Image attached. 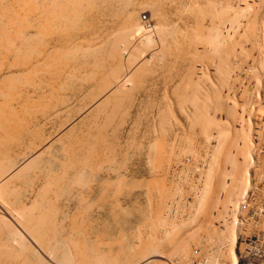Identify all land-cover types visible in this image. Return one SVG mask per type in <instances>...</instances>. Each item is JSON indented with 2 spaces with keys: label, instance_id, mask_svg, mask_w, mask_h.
Wrapping results in <instances>:
<instances>
[{
  "label": "rangeland",
  "instance_id": "1",
  "mask_svg": "<svg viewBox=\"0 0 264 264\" xmlns=\"http://www.w3.org/2000/svg\"><path fill=\"white\" fill-rule=\"evenodd\" d=\"M41 1L39 0V3ZM119 1H115L114 3L107 2L106 3L107 5L105 4V2L101 3L102 1H100L102 5L103 4L106 5V6L104 5L103 9L105 8L107 12H105L104 14L102 13L104 12L103 10L101 12L102 6L100 4L98 5L101 8L99 10L100 13H98L97 15L93 14L92 16L91 15L89 16L93 18L95 15L96 20L99 19V17H101L102 19H104V24H106L105 21H108V20L111 21V18H112L111 15L112 16L114 15V14H111V11H113V9L116 10L117 12L119 8L122 9L123 11H125V9L127 11V8H128V12H130L132 8H136V6H138V4H136V6L134 5V7L133 6L129 7L128 6L129 4L126 5L127 2L121 3ZM138 1L139 3L141 2V0H138ZM147 1L153 2V0H147ZM191 1L192 0H154L153 2L154 4L155 2H157L158 4L161 5L160 7L162 8V10L164 9L162 11L163 12L162 14L165 15L164 16L165 20H163V24H165L164 22H166L167 26L169 25L170 28L165 25L167 30H169L167 31L166 34L169 33L168 34L169 36L167 35L165 36V38H162L160 40L159 38H157L156 39L157 42L155 46L151 48V50H149V52H147L146 55L143 56L144 57L143 59L142 58L139 59V61L140 60L142 61H140L137 64L142 65L144 62V66L146 68L145 75L144 74L143 76L141 75L142 76L141 77L142 79L140 81L141 84L139 83V80L137 82H131L133 80H130V83H129L130 85H128L127 87L128 89L127 88L125 89V92H126L125 94L128 96V98L126 97L127 100L125 102L126 103L125 105L127 106H124V107L127 108V111H125V108H124L123 112L124 113L126 112L125 115L122 113L124 117L123 115L120 114V117L116 118L115 116L116 119L114 117L113 119H111L115 121L114 123H112L113 121H111L110 126L107 127L106 129L107 134L105 135L107 136V143H109L106 145L105 147L106 149L105 148L97 149L94 153V151L91 152L89 151V149L83 148L82 146L80 147V149L78 148L77 152L83 154V156H87L90 153V157H93V158H90L91 161L88 162L89 165H87V167H85L86 164L84 162L78 163L79 167H77V169H72L68 174L61 176V173H62L61 170H63L64 167L62 164H58V163H60V161L61 162L66 161L68 156H66L65 154H67L66 150L70 146V144L64 143L62 139L60 140L59 138L60 136L58 135V133H60V130H61L60 128H63V124H65L64 127L65 126L70 127V125H73V124L75 126L77 124L76 126H78V133L84 137L85 134H87L89 131L88 128H91L93 126V125L91 127L88 126L90 125L88 124L91 122L90 120L94 121L92 122V124L95 123V117H96V123L99 122L100 124L101 123L103 124L106 121L104 118L106 117L107 119V115L105 114H101V118L99 117V115L93 116L94 119L93 117L91 118V116H88L89 115L88 108H90V104L92 105L93 102L95 103V101H98L100 97L104 96V95L98 96L95 94L96 88L101 84L103 80L102 79L94 80L92 78L89 80L90 77H88V73H87L88 67L85 66L86 71L83 68L84 72L82 73L80 72L81 68H79L81 66L80 64L81 62L73 63L74 62L73 61L71 62L73 64V65L71 64V66H73L74 71H72V67L69 68V70L71 69L72 73L74 72L76 76L74 75L70 76L68 72H65L61 76L63 78H60V79L63 81L66 80L64 81L66 83H64L63 81H59L54 84H49L50 80L47 77H45L46 79L49 80V82L46 81V79L44 78L43 81L45 82L40 83L38 85V88H39L38 91H40L41 94H39L38 91L36 92L37 89L33 91L34 87L32 84H28V85L26 83L22 84L25 86V87L23 86V89L25 90L24 92L28 93V94L26 93L27 95L25 94L26 97L28 95L35 96V92L37 93L35 96L36 99L35 97L31 98L30 96H28L27 98L28 101H29V97L30 99H34L35 101H37V98L40 99V95H42L41 96L42 98L45 97V94L51 95L50 93H53L51 92L53 90V89L51 90L52 86L53 87L56 86L59 88V89L55 88L57 93L54 91V94L56 96L52 94L56 98L54 96H53L54 98L51 96V99L49 97L50 101L48 100L50 104L52 101L54 102L52 103L53 105L51 106V108L53 106L55 107V105L58 103L55 108L53 107L54 109L50 108L52 112L49 111V113L48 112L44 113L45 115L41 113L37 115L38 118L36 116L37 120L34 119L32 123L30 121L31 125L33 124L32 126L30 125L32 127L31 129L32 130L35 129L41 135L42 140L40 141L42 142H38V143L35 142L34 144V142L32 143L31 139L27 138L28 140L22 141V143L15 144V145L12 144L11 146H7L8 154L6 156H3L1 159L5 161L7 160L8 162L9 160H11L10 162L17 160L18 164L11 163L10 167L8 168L9 170L10 169L14 170L19 167V164L20 166H22L21 165L22 163L25 164L28 161L30 162V160L36 157L37 153H41V152L43 153V155L40 154V156L37 157L39 160H41V162L38 164L39 166H36L37 168L34 167L33 168L34 171H31L30 173L31 175L27 174L28 177L26 175V177L24 176L23 178H21V180L16 179V181H14L15 183H13V185L11 186V190L9 194L10 195L9 198H13L12 199L13 204L15 200L17 201L12 206L22 207L24 204L25 207L27 206L31 207L35 199L38 198V194H40L39 190H41V187L45 185L48 186L49 192L47 196L49 195V197H47V200L48 199L49 200L47 202V205L48 206L50 205L49 209L51 210L54 209L51 212L52 216L54 217V218L52 217L53 221L51 222V224L52 223L55 224L56 227H54L53 229L49 228V230L47 229L44 231L45 234L46 233L49 234V236L48 234H46L45 238L48 237L47 240L51 242V243H48L47 246H44V248L32 236H31L32 238L29 235L26 236L25 239L27 240L25 241V243L27 245L29 244L28 245L29 247L32 246V249L34 248L36 249L35 252H37L36 253L37 255H35V257H37L38 255L39 256L41 255L40 257L41 258L44 257L43 259L45 260L47 259L46 261L49 260L48 262H50V259L48 258H52L53 256L57 257V255L60 258L62 257L75 258L74 256L79 257L78 255L79 253L78 252L75 253L74 249L81 248V246L78 247L79 244L77 243H79V241L80 242L84 241L88 243V247H93L92 249L94 250H96V247L99 246L98 247L100 249L99 252L101 253L103 252V256H104V253L106 254V256L111 254L110 256H108V258L110 260L113 258L115 260L117 259V261L115 262L119 261L118 263L120 264L121 263L122 264H143V263L145 264H173V263L183 264L184 263L185 264L186 262L188 264H202V263L203 264H214L216 263V261H218V263L216 264H223V263L232 264L235 261H238L237 264H261L262 260L264 259V255H263V252H264L263 251L264 249V0H199L198 1L200 2L199 4L197 3V0H193L192 2ZM42 3L43 1L40 4ZM117 3L118 4L120 3L121 5L118 6ZM157 3H156V6H157ZM226 4H228L229 6ZM107 6H109L108 9H107ZM219 6L220 8L221 7L227 8L228 6L231 17L232 16L234 17L236 10L237 9H238L237 11L241 10L242 9L241 7H244V8L247 7V10L245 11L246 8L245 9L243 8L244 10L242 9L245 12L243 13V17H241L239 21L237 22L238 25L236 24L237 25L235 26L236 28L232 29L229 25L230 23L228 22H227L228 23L227 25L225 24L226 27L225 25L221 23L219 24L220 29L222 30V33L228 36L226 38L228 41L223 38V41L224 40L225 41H224V45H222L223 46L222 52H221L222 54L220 55L221 56L220 58L222 60L219 58L218 55H217L218 57L215 56V59L213 56H212L213 58L212 57L210 58V55H209L210 59H208V55L206 54L207 56H205L203 54L205 53L210 54V50H209L210 47L204 45L205 41L202 38L201 39L203 41L200 40V41H197V43L195 41V40H199L198 38L195 37L196 35L195 31L199 27L198 25L199 23L197 22L199 18L197 17V15L195 16L193 13L197 14L199 10L202 9V11H204L203 12L204 14L202 13L203 17L201 18L202 20L200 19L201 21L199 22L201 23L203 21L201 23L202 25L205 26V28L202 27L203 31L204 29H207L206 30L207 32H208V29L209 31H212L210 28H212V26H215V21L219 19L216 17L217 16L216 14H219V12L222 11V8L218 9ZM140 7L142 8L143 6H140ZM146 7H149V8L146 9ZM155 7L145 6V9L142 8V11L140 12L141 15L138 16L139 17L138 20H140L142 23H143L144 16H148L149 19L151 20V25L153 26V28L151 26L152 29L155 28L154 26H157V25L159 26V21H158L159 18L156 15L158 6L156 7L157 9H155ZM205 8H208V9L210 8L213 10L212 15L213 17H215L214 18L215 20L211 18L212 15H209V16L207 15L206 17L204 16ZM116 12L114 11V13ZM152 12L155 13L157 18L155 16L154 17L152 16L154 15L152 14ZM232 12H234V14ZM230 14L228 16H230ZM194 16L198 19H196ZM90 17H87V18L90 19ZM100 19L99 21L97 20V23L95 20L94 21L92 20V21L95 22L94 24H98V25L100 24V21H102L101 23L102 25H104L103 20L102 19L100 20ZM114 20L112 21L118 22L120 24V20L119 21L118 19L117 21H114ZM210 20L212 22H210ZM112 21L110 22V24L112 23L113 25L114 23ZM196 22L198 24H196ZM107 24H108L107 29L111 27V30H112L113 27L109 23ZM102 25H99L100 28L106 27ZM117 25L116 27L114 26L115 30L118 29L117 27L119 25L118 26ZM221 25L224 28L221 27ZM239 25L240 27H238ZM207 27H210V28H207ZM109 30H106L105 28V32ZM113 30L111 31L113 33L109 31V34L110 33L115 34L116 31L115 30L113 31ZM94 31L97 34H99L98 32H101L99 30L97 32V29L96 30L93 29L92 31L93 33L88 32L87 34H89V36L92 34L91 35L92 38L89 36L82 37L83 35L82 36L80 35L81 36L80 37L78 35H74L75 37L78 36L79 38V40H77L78 38L77 37L75 38L73 36V38L76 39L74 40V42L76 44L78 43V41L79 43H82V41L85 38H91L92 40L95 41V37H93V35L95 34ZM230 35L231 37H229ZM97 37L99 38L101 36L97 35ZM97 37L96 39H98ZM157 37H160V36H157ZM80 38H82L83 40L81 41ZM163 39H166L165 44H164V41H162ZM192 40L194 43H192ZM136 42L137 41H135V43ZM198 42L199 43L201 42V43L199 44ZM195 44L198 46H196ZM135 45L136 44H134L133 46ZM182 45L183 47H181ZM133 46L129 48L130 49L129 52H126L124 51L125 49H122L124 52L122 55L124 56V59H125L124 61H125V66H126V68L124 69L126 73L124 72V75L126 74L128 75L130 71L131 72L133 71V70H130V71L127 70V66L129 63L128 57L130 56V53L133 52V49H134ZM49 47L51 48V46H48V48ZM173 48L175 49L173 50ZM163 49L166 53H164V51H161ZM177 49L179 50L176 51ZM195 50H196V53L194 52ZM204 50L206 52H204ZM167 51L170 53H168ZM185 51L186 52L188 51L189 53L188 52L186 53ZM0 54H1L0 55V65H1L0 80L4 76H6L5 74L7 73L14 74L16 72L15 74H17V72L19 73L22 71V69L20 71L19 69L10 67L12 65V62L14 61L12 59L14 58L10 59V61L6 60L4 62L5 64L4 63L2 64L1 62L4 61V59L2 61V58H4L5 54L3 53L2 55L1 50H0ZM156 54H157V57H155L154 59L153 55L156 56ZM187 54H189L190 56ZM200 56L201 57L203 56L202 59ZM223 57H225L228 61H226ZM199 58L203 62L200 61ZM216 58H218V60ZM77 59L76 61H79ZM88 60H87V63L92 65L93 62L91 58H90L91 61L90 60L88 61ZM224 60L226 63L223 62ZM109 62L110 60H108V64ZM112 62L110 63L112 64L111 65L112 67L110 68L111 70L114 68L113 67L114 64L117 63L115 61L114 63ZM152 62L154 66L152 65ZM227 62H230V63L227 64ZM225 64H227V67ZM217 65L218 66L224 65L225 71L228 72V73L225 72L227 76L224 75V77H220V75L218 74ZM7 69L11 72H9ZM76 69H78L80 74L78 73ZM110 69L108 71H110ZM189 69L191 71H189ZM2 70L5 72H2ZM81 73L83 75H81ZM85 73H87V75ZM84 74L87 76V79H88L87 81H86V78L84 77L85 76ZM193 74L195 77L191 76ZM64 75H66L65 79H64L65 77ZM81 76L83 77L82 81L80 80L82 78ZM192 79L194 81H192ZM221 79L222 80L225 79V80L222 81ZM190 80L192 81V83ZM193 83H198V84H194L195 86L191 85ZM49 85H52V86H49ZM183 86L185 88H183ZM193 86L196 87V89L199 88L198 89L199 92H197L198 90H195ZM49 88H50V93L48 91ZM60 88L62 90V93H60L61 92ZM1 96L2 95H0V99L2 101H4L5 98L7 100L8 98H10V96L3 95L2 97L4 98H2ZM91 96H93V98L96 96L99 99L98 100H96V98L92 99ZM185 96L187 98L188 97L193 98V99L197 98L196 99V101L198 102V103L196 102L197 105L195 102L193 103L190 102L191 104L189 102H184V103L181 102L180 98L185 97ZM46 99H48V97ZM1 100L0 102H2ZM199 101H200V104H199ZM215 104L216 106L220 104L221 105L218 107H214ZM203 105H206V106H203ZM84 106L86 107V109ZM197 106H200V107H197ZM201 106L203 107V109L201 108ZM199 110L202 113H204L205 110H207L208 113L205 112V114L206 115L209 114L211 118L214 121H216L215 124L216 123L218 124V127L213 126L214 128H212L207 133V136L210 139H208L206 134L204 133L205 129L201 131L203 126H200L202 127L200 129L197 128L199 127V122L201 118L200 116L202 114L199 112ZM229 110H231V113H230L231 115L228 114L230 112ZM227 111L229 112L227 113ZM161 113L163 114L160 115ZM84 116L87 117L88 119L90 117V119L88 120ZM136 116L137 117L140 116V117L137 118ZM83 118H85L86 120L90 122L88 123L83 122L85 120V119L83 120ZM121 118H122V121L124 122L120 120ZM80 120L81 121L83 120L82 122L86 123V125L83 124ZM194 121L198 123L197 127H194L196 126ZM96 123L95 125L99 124V123L98 124ZM200 125H202V123ZM193 127L197 128V131L196 129L194 130ZM192 131L194 132L196 131V132L194 133ZM43 138L45 139V141L43 140ZM48 138L50 139V141H48L49 140ZM57 138H59L58 141L56 140ZM36 141H39V140H36ZM217 141L221 143L223 148L225 146L227 149H233V152L236 151L239 148V146H236V148H232L228 145H235V144L238 145V144H241L242 142L246 143V145H249L251 143V148L244 151L243 153L244 158L242 157L243 159L239 160V162H241L243 165L241 169L244 167L249 168V171H247L248 172L247 175H249V182H250L249 186L253 184V187H254L253 190L251 189L252 187H249L247 193H244L245 189L243 187L240 186L241 188H243L242 190H240L241 188L237 189L236 187H238L239 185L237 184L234 185V183L236 182L232 183L233 182L232 177H230L229 174L234 167L237 168V164H234L235 166L234 165L231 166L232 164L226 162L225 160L221 159L222 161L220 160V162L216 160L215 154L217 150L221 148L220 143H218ZM31 143L33 144L32 146H31ZM77 144L78 143L74 144V146ZM35 145H37V147H35ZM192 145L194 148L192 147ZM157 148L159 149L161 148V149L159 150ZM215 148L216 149L218 148V149L216 150ZM45 149H48L47 154H46ZM81 150L83 151V153ZM159 151L160 152L163 151L162 152L163 154L160 153ZM241 151L243 152V150ZM237 152H239V150ZM154 156L155 157L158 156V157L155 158ZM212 156L213 157L215 156V157L213 158ZM56 160L58 161V163L56 162ZM214 160H215V165L212 164L214 163ZM50 161L53 163H50ZM216 162H218L219 164ZM158 164H160V166ZM162 164L164 166H162ZM85 168L86 169L88 168L87 171ZM83 170H85L84 171L85 174L83 173ZM159 170L161 172H159ZM196 173H199V174H196ZM58 174L59 176H57ZM78 174H80L81 176L79 175L78 177ZM80 177L82 178L80 179L82 181H79ZM200 177H202L203 179ZM62 178H64V180H62ZM75 178L78 180H76ZM155 178L160 181H157ZM163 180H166L165 183ZM77 181L79 182V184H77L78 183ZM149 181H151V184ZM122 182L123 184L121 185ZM226 182H228V184H230L231 186L230 188H228L226 192H221L220 190L222 189V184L226 186ZM51 183H52V186H51ZM155 183L158 185L163 184L162 185L163 187L161 185H159V187L157 185L156 187ZM74 184H77V185H74ZM55 185H58V187ZM53 186H55V188ZM233 188L234 189L236 188L237 190H236V193H234V196L231 197L233 195L232 193ZM160 190L162 191L160 192ZM11 192L15 194V195L13 194V197L11 195ZM56 193H58L59 195ZM160 193L163 196L160 195ZM216 196L218 197L216 198ZM158 198L159 199L161 198V199L158 200ZM231 198H233V202L231 201ZM49 202L51 203L49 204ZM204 203H205V206H204ZM158 204L160 207L158 206ZM55 211H57V213ZM162 212H163V215H162ZM0 214L1 216L5 215L4 208H2L1 206H0ZM154 214H155V217H154ZM157 216H161V217H158L156 219ZM159 218H161L162 221ZM72 220L73 222H71ZM154 223L156 227L153 225ZM74 225L76 226V228H74L75 227ZM78 225H81V226H78ZM161 225H164V226L162 227ZM227 227L229 228V231L226 230ZM73 228L75 229V231L73 230ZM233 228H234L235 233H237L236 234L237 239L235 241L236 243L234 245H231L229 242H227L228 239L226 237H225L226 240L223 239L224 237L223 235H226V236L229 235L230 232L233 231L231 230ZM158 229H160V231ZM167 229L168 230L171 229V230L168 231ZM157 230L159 233L157 232ZM225 230H226V233L223 234L222 231H225ZM168 232H171V234ZM218 232L223 234L222 235L223 237H220L221 235H219L220 237L219 239L221 240L217 238L219 234ZM164 233H167V234H164ZM172 233L173 234L176 233V234L173 235ZM169 234H170L169 237L173 239L167 238ZM206 234L212 236V239H211L212 244L210 243L211 245L214 244L212 247L218 246L221 249L225 247L224 251H225L226 258H224L225 260L224 262H223V257H225V255L223 254L224 256L222 255L221 257V255L218 256L217 254H215L216 257L217 256L218 258L220 257L219 260H217L218 258H216L215 255L213 254L214 251H211L212 247L211 246L209 247L206 244V241H205ZM82 235H85V236H82ZM155 235H157L159 239ZM173 236L175 237V239ZM213 236L215 237L213 238ZM123 237L126 239H124ZM141 237L142 239H140ZM200 237L203 238L204 243L202 240H200ZM121 238L124 241H122ZM165 238L168 240H165ZM188 238H190L191 241ZM69 239L70 240L72 239L73 241V243H70L71 245L68 244L70 241ZM170 239L171 241H169ZM0 240H1L0 243H3V245L2 244L0 245L1 247H3V249H6L4 247L5 245H8L14 248V251L16 249V252H17L16 254L23 253L22 255L28 254V255L34 256V254L29 253V252H32V250L30 251L26 250L25 247H23L20 243H16L12 239L11 236L8 237V234L6 235V233L4 236V233H2L1 230H0ZM66 240L67 241L69 240L68 243H64L66 242ZM187 240H189L191 244ZM199 240L202 242H200ZM147 241L149 244L150 243L155 244L154 242H156V244L158 242L160 243L157 244V248H155L154 246L153 247L154 249L152 248L153 250L151 249L144 250L145 244H148ZM167 241L170 243H168ZM187 242L190 244V246L189 244H186ZM74 243L77 244V247H75L76 245ZM110 245L112 247H110ZM84 246L82 244V248ZM231 246L233 247L231 248ZM54 247H56L57 249L59 248L61 250L58 249L57 250L58 252H56L55 250L56 253H53L54 252L53 249H55ZM85 247H87V244ZM147 247L148 245L146 246V248ZM7 248L11 249L10 247H7ZM92 249L91 251H93ZM186 249H189L191 252ZM42 250H43V253H42ZM72 250H74L73 253H72ZM226 250H227V253H226ZM60 251H63V252H60ZM51 253H53V255ZM155 253L156 255H158L157 257H153L155 256L154 255ZM106 258L107 257H105V259ZM214 259L216 261H214ZM54 261L58 262L59 260L58 261L54 260ZM75 261L78 262V260H75ZM50 263L55 264V263H52V261Z\"/></svg>",
  "mask_w": 264,
  "mask_h": 264
},
{
  "label": "bare ground",
  "instance_id": "2",
  "mask_svg": "<svg viewBox=\"0 0 264 264\" xmlns=\"http://www.w3.org/2000/svg\"><path fill=\"white\" fill-rule=\"evenodd\" d=\"M41 1V0H40ZM43 1V3L42 4H40L41 2ZM40 3H39V0H0V50L2 51V55H3V53L5 54L4 55V58H2V61H3V59H4V61L3 62H1L2 64L7 60V61H10V59H12V58H14V59H12V60H14L13 62H12V65L10 66V67H13V68H15V69H19L20 71H21V69H22V71L21 72H17V74H11V73H7V74H5L6 76H2L1 78V80H0V95H5V96H10V98H8V100L6 99H4V101H2L1 99V101L2 102H0V206L2 207V208H4V212H5V215L3 216H1V214H0V230L2 231V233H4V236H5V233H6V235L8 234V237H12V239L16 242V243H20L23 247H25V249L26 250H32V252H29V253H31V254H34V256H31V255H26V254H24V255H22V254H16L17 252H16V249H15V251H14V248H12L11 246H8V245H5V247L4 248H6V249H3V247H1L0 246V264H51L50 262L52 261V263H55V264H120V263H118V262H115V261H117V259L115 260L113 257V259H109L108 258V256H110V255H108V256H106V254L104 253V256H103V252L101 253V252H99V246L98 247H96V250H94V249H92L93 247H88V243H86V242H84V241H79V243H77V244H79V246L78 247H80L81 246V248H77V249H74L75 250V253L76 252H78L79 254V257L77 256H74L75 258H71V257H62V258H60V257H58V255H57V257H52V258H48V259H50V262H48V261H46L45 259H43L44 257H40L39 255L37 256V257H35V255H37L36 253L37 252H35V248L34 249H32V246H28L26 243H25V241L27 240V239H25L26 238V236L27 235H29L30 237L32 236L34 239H36L37 241H38V243H40V245H42V247L44 248V246H47L48 245V243H51V242H49L48 240H47V238H45V236H46V234H48V233H46L45 234V230H49V228L51 229H53L54 227H56V225L55 224H51V222L53 221V219H52V214H51V212L54 210H51V209H49V206L47 205V202H48V200H47V197H49V195L47 196V194H48V186L47 185H45V186H42L41 187V190H39L40 191V194H38V198H36L35 199V201H34V203L31 205V207H25L24 206V204H23V206L21 207H15V206H12V205H14L17 201L15 200L14 201V204H13V198H9V194H10V190H11V186L13 185V183H15L14 181H16V179L17 180H21V178H23L24 176L26 177V175L27 174H30L31 173V171H34V167H36V166H39L38 164L41 162V160H39L37 157H39L40 156V154H42L43 155V153L41 152V153H37L36 154V157L34 158V159H32V160H30V162L28 163H25V164H21L22 166H20V164H19V167L18 168H16V169H14V170H12V169H8L9 167H10V164H11V160H9V162L6 160H1L2 159V157L3 156H6L7 154H8V148H7V146H11L12 144H19V143H22V141H25V140H28L27 138H29V139H31L32 140V143L34 142V144H35V142H42V141H40V140H42V137H41V135L35 130H32L31 128V126L33 125H31V123L34 121V119L35 120H37V118H38V116L37 115H39V114H44V113H49V111H51V109H54L55 107H56V105L58 104L57 102H55V103H57L56 105H55V107L53 108H51V106L53 105L52 103H54L53 101L51 102V104H50V99H51V96L53 97L55 94H54V91L57 93V91H56V89L55 88H58V87H53L52 85H49V86H52V88H51V92H53V93H50V88H49V93L51 94V95H49V94H45V97L44 98H42L41 96L42 95H40V99H38L37 98V101H35L34 99H30V97L32 98H34L35 96H36V92L38 91V85L40 84V83H44L45 81H43L44 80V78L45 77H47L49 80H50V82H49V80L48 79H46V81H48L49 82V84H54V83H57V82H59V81H63V80H61L60 78H63V77H61L65 72H68V74L70 75V76H72V75H74V76H76V74H74V72L72 73V71H74V69H73V66H71V62H73V63H75V62H78V63H80L81 64V66L79 67V68H81V71L80 72H84V69H85V71H86V67H88L87 69V73H88V77H90L89 78V80L92 78V79H94V80H98V79H102L101 81V84L96 88V95H104V96H102V97H100V99L99 98H97L96 96L94 97V98H96V100H98V101H95V103L93 102V104L91 105L90 104V108H88V116H91V118L93 117V116H98L99 115V117L101 118V114H105V115H107V119H106V117L104 118L106 121L102 124H100L99 122V124L98 123H96V117H95V123L96 124H98V125H95V123H93L92 124V122H94L93 120H90V121H88L89 119H90V117H89V119L87 118V117H85L86 119H88V120H86L85 118H83V122H90V123H88V124H90V125H88V126H92L91 128H88V133L87 134H85V136L83 137V136H81L79 133H78V126H74V124L73 125H70V127H64V125L65 124H63V128H60L61 130H60V133H58V135L60 136L59 138H60V140L62 139L63 141H64V143H69L70 144V146L67 148V154H65L66 156H68L67 157V159H66V161L65 162H61L60 161V163H58V161L56 160V162L58 163V164H62L63 165V170H61V176L62 175H65V174H68L72 169H77V167H79V164L78 163H81V162H84L85 164H86V166L85 167H87V165H89L88 164V162H90L91 161V159L90 158H93V157H90V153H89V155H87V156H83V154H81V153H79V152H77L78 151V148L80 149V147L82 146L83 148H87V149H89V151H94V153H95V151L97 150V149H102V148H105L106 147V145L107 144H109V143H107V136L105 135V134H107L106 132H107V127H109L110 126V124H111V121H113L112 123H114V121L115 120H111V119H113V117L115 118V116H116V118L117 117H120V114L121 115H125L126 114V112L124 113L123 111H124V106H127V105H125L126 103V100H127V98H128V96L125 94L126 92H125V89L128 87V85H130L129 83H130V80H133V81H131V82H137L138 80H139V83L141 84V77L143 76V74L145 75V71H146V68H145V66H144V62H143V64L141 65V64H137V63H139L140 61H142V60H140L139 61V59L140 58H144L143 56L144 55H146V53L147 52H149V50H151V48H153L154 46H155V44H156V42H157V38H159V40L160 39H162V38H165V36H167L168 34H166L167 33V31H169V30H167V28H166V26H167V24H166V22H164L165 24H163V20H165L164 19V16L165 15H163L162 13V11L164 10H162V8L160 7L161 5L160 4H158L157 2H155V4L153 3L154 2V0H153V2H151V1H147L146 0V2H145V0L144 1H142L141 0V2L139 3V1L138 0H121V1H119V0H42ZM100 1H102L101 3H104L105 2V4L108 2V3H114L115 1H119V2H127L126 3V5L127 4H129L128 6L130 7H134V5L136 6V4H138V6H136V8H132V10L130 11V12H128V8H127V11H126V9H125V11H123L122 9H120L119 8V10L116 12V10H114L113 9V11H111V14H114L113 16L111 15V21L112 20H114V19H116V20H114V21H117V19H118V21L120 20V24L118 23V22H113L114 24V26L116 27V25L118 26L117 28V30H115V28H114V26L112 25V23L110 24V20H108V21H110V22H108V21H105L106 22V24H104V19H102L101 17H99V19L101 18L102 20H103V24L104 25H102V21H100V24L99 25H102V26H106L105 28H106V30H111V27H109V29H107L108 28V24L107 23H109L112 27H113V29L116 31V33L115 34H111V33H113V32H111L110 30V34H109V31H107V32H105V28L104 27H101L100 28V26L98 25V24H94L95 22H93L94 20L96 21V23H97V20L99 21V19H95L96 18V16L95 15H97L98 13H100L99 12V10L101 9V12H102V10L104 11V12H102L103 14L105 13V12H107L106 11V9L104 10L103 9V7H104V5L105 4H101L100 3ZM193 1V0H192ZM191 1V2H192ZM199 0H197V3L199 4L200 2H198ZM162 2V1H161ZM160 2V3H161ZM195 2V1H194ZM207 2V1H206ZM247 2V1H246ZM99 3V4H98ZM156 3H157V6H156ZM101 4V8H100V6H98V5H100ZM116 4V3H115ZM118 4V3H117ZM194 4V3H193ZM107 5V4H106ZM105 5V6H106ZM109 5H111V4H109ZM119 5H121L120 3L118 4V6ZM163 5H164V3H163ZM192 5V4H191ZM221 5V4H220ZM226 5H228V4H226ZM250 5V4H249ZM122 6H123V4H122ZM140 6H143L142 8H144L145 9V6H153V7H155V9H157V13H156V15L158 16V21H159V26L157 25V26H154L155 28L154 29H152L153 28V26H152V28L151 27H148V26H146V24H145V21H144V18H143V23L140 21V20H138V16L139 15H141L140 14V12L142 11V8L140 7ZM229 6V5H228ZM228 6H227V8L226 7H221L222 8V11H220L219 12V14H216L217 16V18H219L217 21H215V26H212V28H210V27H207V28H210L212 31H209V29H208V32L206 31L207 29H204V31H203V28H205V26L204 25H202L201 23L203 22H199V21H201L202 19V17H203V15H202V13L204 12V11H202V9H200L199 10V12L196 14V13H193L195 16L197 15V17L199 18V20H197V22L199 23H197L196 22V24H198L199 25V27L197 28V30L195 31L196 33V35H195V37L196 38H198L199 40H195L196 41V43H197V41H200V40H202V39H204V41H205V44L204 45H206V46H208V47H210V54H208V53H205V54H203V55H205V56H207L208 55V59H210L212 56L214 57V59H215V56H219V58L221 57L220 55L222 54L221 52H222V48H223V46L222 45H224V41H223V38L224 39H226L228 36H226V35H224V33H222V30L220 29V23L221 24H223V25H227L228 23H230L229 25H230V27L232 28V29H234V28H236L235 26H237L238 24H237V22L239 21V19L241 18V17H243V13L247 10V7H241L242 9L244 8L245 9V11H243L241 8V10H239V11H237L236 10V12H235V16L233 17H231V14L229 13V8H228ZM242 6H244V5H242ZM246 6V5H245ZM111 7V6H110ZM138 7V8H137ZM109 8V6H107V9ZM112 8H113V6H112ZM125 8H126V6H125ZM141 8V9H140ZM147 8H149V7H146V9ZM201 8V7H200ZM220 8V6L218 7V9ZM220 8V9H221ZM231 8V7H230ZM116 9V8H115ZM124 9V8H123ZM249 9V8H248ZM152 10H153V8H152ZM114 11L116 12V13H114ZM218 11V10H217ZM231 11H233V10H231ZM113 12V13H112ZM151 12V11H150ZM153 12H154V10H153ZM152 12V14H154V15H152L153 17L155 16L156 18H157V16L155 15V13H153ZM143 13V12H142ZM230 14V16H228L229 14ZM233 14H234V12H232ZM93 14H95L94 15V19L92 18V17H90L89 15H93ZM102 14V15H103ZM204 14V13H203ZM213 14V10L212 9H208V8H205V17L208 15H212ZM101 15V16H102ZM106 15V14H105ZM163 15V16H162ZM192 15V14H191ZM167 16V15H166ZM194 16V17H195ZM219 16V17H218ZM246 16V15H245ZM87 17H90V19L89 18H87ZM105 17V16H104ZM114 17V18H113ZM145 17V16H144ZM148 17V16H147ZM152 17V18H153ZM163 17V18H162ZM193 17V18H194ZM204 17V18H205ZM91 18H92V20H91ZM97 18H98V16H97ZM167 18V17H166ZM196 18V17H195ZM198 18H196V19H198ZM210 18V17H209ZM211 18H215V17H213V15H212V17ZM216 18V19H217ZM248 18V17H247ZM100 19V20H101ZM148 19H149V17H148ZM201 19V20H200ZM208 19V18H207ZM150 20V19H149ZM162 20V21H161ZM215 20V19H214ZM213 20V21H214ZM140 21V22H139ZM150 22H151V20H150ZM210 22H212L211 20H210ZM228 22V23H227ZM99 23V22H98ZM117 23V24H116ZM216 23H217V25H216ZM204 24V23H203ZM210 24V23H209ZM213 24V23H212ZM237 24V25H236ZM250 24V23H249ZM166 25V26H165ZM197 25V26H198ZM202 25V26H201ZM226 25H225V27H226ZM255 25V24H254ZM171 26V25H170ZM196 26V27H197ZM167 27H169V25L167 26ZM173 27V26H172ZM171 27V28H172ZM203 27V28H202ZM221 27H223L222 25H221ZM238 27H240V25L238 26ZM170 28V27H169ZM175 28V27H174ZM224 28V27H223ZM93 29H97V32H98V30L99 31H101V32H98L99 34H97L95 31V34L93 35V37H95V41L94 40H92L91 38V35L89 36V34H87L88 32L89 33H91L92 31H93ZM250 29V28H249ZM113 30V31H114ZM192 30V29H191ZM255 32V31H254ZM77 33V34H76ZM93 33V32H92ZM101 33V34H100ZM191 33V32H190ZM194 33V32H193ZM74 35H78V36H82V37H84V36H89V37H91V38H85L84 40L82 39V38H80V40L82 41V43H79V41H78V43L76 44L75 42H74V40H76V39H74L73 38V36ZM96 35V36H95ZM97 35L98 36H101V37H97ZM170 35H171V33H170ZM191 35V34H190ZM78 36H76L77 38H78ZM80 36V37H81ZM157 36H160V37H157ZM169 36V35H168ZM75 37V36H74ZM75 37V38H76ZM96 37L98 38V39H96ZM176 37H177V35H176ZM190 37V36H189ZM194 37V36H193ZM229 37H231V35L229 36ZM166 38H168V37H166ZM202 38V39H201ZM77 40H79V38L77 39ZM97 40H99V41H97ZM165 40L166 39H163L162 41H164V44H165ZM170 40V39H169ZM187 40V39H186ZM190 40V39H189ZM227 40V39H226ZM94 41V42H93ZM135 41H137L136 43H135ZM161 41V42H162ZM168 41V40H167ZM203 41V40H202ZM228 41V40H227ZM77 42V41H76ZM134 42V43H133ZM186 42V41H185ZM184 42V43H185ZM188 42V41H187ZM163 43V42H162ZM170 43V42H169ZM177 43V42H176ZM189 43H190V41H189ZM192 43H194L193 42V40H192ZM199 43V42H198ZM201 43V42H200ZM199 43V44H200ZM203 43V42H202ZM134 44H136L135 46H133ZM186 44V43H185ZM168 45V44H167ZM188 45V44H187ZM196 45V44H195ZM203 45V44H202ZM48 46H51V48L49 47L48 48ZM134 47V49H133V52H131L130 53V56L128 57L129 58V60H128V66H127V70L128 71H130V70H133L132 72L130 71V73L127 75H124V69L126 68V66H125V59H124V56L122 55L124 52H123V50L122 49H125L124 51H126V52H129L130 51V47ZM164 46V45H163ZM173 46V45H172ZM171 46V47H172ZM194 46V45H193ZM196 46H198V45H196ZM229 46V45H228ZM124 47V48H123ZM165 47V46H164ZM163 47V48H164ZM170 47V48H171ZM181 47H183V45L181 46ZM185 47V46H184ZM189 47V46H188ZM205 47V46H204ZM176 48V47H175ZM175 48H173V50L175 49ZM186 48V47H185ZM191 48V47H190ZM194 48V47H193ZM195 48H197V47H195ZM165 49V48H164ZM164 49L163 50H161V51H164ZM180 49V48H179ZM179 49H177L176 51H178ZM199 49V48H198ZM190 50V49H189ZM197 50V49H196ZM196 50L194 51L195 53H196ZM122 51V52H121ZM153 51V50H152ZM160 51V52H161ZM172 51V50H171ZM182 51H183V49H182ZM192 51V50H191ZM199 51V50H198ZM168 52V51H167ZM174 52V51H173ZM186 52V51H185ZM188 52V51H187ZM186 52V53H187ZM204 52H206L205 50H204ZM164 53H166L165 51H164ZM168 53H170V52H168ZM189 53V52H188ZM194 53V54H195ZM201 53V52H200ZM161 54V53H160ZM159 54V55H160ZM201 54V55H202ZM207 54V55H206ZM224 54V53H223ZM1 55V54H0ZM125 55V54H124ZM162 55V54H161ZM165 55H167V54H165ZM184 55V54H183ZM186 55V54H185ZM187 55H189V54H187ZM197 55V54H196ZM209 55H210V58H209ZM190 56V55H189ZM188 56V57H189ZM217 56V57H218ZM228 56V55H227ZM226 56V57H227ZM92 57H93V59H92ZM153 57H154V59H155V57H157V54H156V56L155 55H153ZM163 57V56H162ZM167 57V56H166ZM186 57V56H185ZM201 57V56H200ZM203 57V56H202ZM202 57H201V59H202ZM212 57V58H213ZM78 58V59H77ZM90 58H91V60H92V62H93V64L91 65V64H89V63H87V60L89 59L90 60ZM110 58V59H109ZM184 58V57H183ZM193 58V57H192ZM226 61H228L225 57H223ZM76 59L77 60H79V61H76ZM162 59V58H161ZM181 59V58H180ZM188 59V58H187ZM195 59H197V58H195ZM205 59H206V57H205ZM207 59V60H208ZM217 60H218V58H216ZM221 59V58H220ZM81 60V61H80ZM88 60V61H89ZM90 60V61H91ZM108 60H110V62H109V64L112 62V63H114V61L115 62H117V63H115L114 64V68L111 70L110 68L112 67L111 65L112 64H108ZM184 60V59H183ZM189 60H190V58H189ZM199 60H200V58H199ZM212 60V59H211ZM222 60V59H221ZM225 60L223 61V62H225ZM146 61V60H145ZM150 61V60H149ZM193 61V60H192ZM197 61V60H196ZM195 61V62H196ZM200 61H202V60H200ZM215 61V60H214ZM86 62V63H85ZM183 62V61H182ZM191 62V61H190ZM203 62V61H202ZM208 62V61H207ZM206 62V63H207ZM213 62V61H212ZM216 62V61H215ZM10 63V62H9ZM8 63V64H9ZM149 63V62H148ZM193 63V62H192ZM197 63V62H196ZM209 63V62H208ZM220 63V62H219ZM219 63H218V65H219ZM226 63V62H225ZM228 63H230V62H227V64ZM5 64V63H4ZM7 64V65H8ZM11 64V63H10ZM85 64H87V65H85ZM151 64V63H150ZM213 64V63H212ZM221 64V63H220ZM224 64V63H223ZM227 64H225L226 65V67H227ZM70 65V66H69ZM73 65V64H72ZM137 65V66H136ZM152 65H153V62H152ZM217 65V70H218V74L220 75V77H224V75L225 76H227V74H225V72H227V71H225V68H224V65L222 66V65H220V66H218ZM86 66V67H85ZM110 66V67H109ZM148 66V65H147ZM154 66V65H153ZM195 66V65H194ZM0 67H1V65H0ZM72 67V71H71V69L69 70V68H71ZM75 67V66H74ZM109 67V68H108ZM192 67V66H191ZM204 67V66H203ZM78 68V67H77ZM84 68V69H83ZM133 68H135V69H133ZM154 68H156V67H154ZM186 68V67H185ZM190 68V67H189ZM228 68H229V66H228ZM8 69H10V68H8ZM7 69V70H8ZM110 69V71H108ZM149 69V68H148ZM191 69V68H190ZM189 69V71H191ZM199 69V68H198ZM0 70H1V68H0ZM13 70V69H12ZM77 71H78V69H76ZM151 70V69H150ZM183 70V69H182ZM204 70V69H203ZM228 70V69H227ZM9 71V70H8ZM149 71V70H148ZM185 71V70H184ZM2 72H5V71H3L2 70ZM9 72H11V71H9ZM80 72L78 71V73L80 74ZM198 72V71H197ZM205 72V71H204ZM81 73V75H83ZM87 73H85L86 75H87ZM126 73V72H125ZM191 73H193V72H191ZM228 73V72H227ZM67 74V73H66ZM84 74V75H85ZM84 76L85 78H86V81L88 80L87 79V76ZM142 75V76H141ZM148 75H149V73H148ZM190 75V74H189ZM205 75V74H204ZM65 77H64V79L66 78V75H64ZM69 76V77H70ZM73 76V77H74ZM191 76H194V74L193 75H191ZM68 77V78H69ZM79 77H80V75H79ZM82 77V76H81ZM145 77V76H144ZM195 77V76H194ZM201 77V76H200ZM140 78V79H139ZM147 78V77H146ZM185 78V77H184ZM82 79H83V77L80 79L81 81H82ZM189 79V78H188ZM223 79V78H222ZM221 79V80H222ZM52 80V81H51ZM85 80V79H84ZM134 80H136V81H134ZM196 80V79H195ZM201 80V79H200ZM220 80V81H221ZM225 80V79H224ZM224 80H222V81H224ZM64 81H66V80H64ZM63 81V82H64ZM68 81V80H67ZM79 81V80H78ZM100 81V80H99ZM98 81V82H99ZM185 81V80H184ZM191 81V80H190ZM192 81H194L193 79H192ZM192 81H191V83H192ZM48 82H46V83H48ZM32 84L33 85V87H34V89H33V91L34 90H36V92H35V96H30V95H28V96H30L29 97V101H28V96L26 97V95L28 94L27 92V94L24 92L25 90L23 89V86L24 85H22V84ZM45 83V84H46ZM64 83H66V82H64ZM68 83V82H67ZM72 83V82H71ZM90 83V82H89ZM88 83V84H89ZM199 83V82H198ZM198 83H193V84H191V85H194V84H198ZM45 84H44V86H45ZM63 84V83H62ZM87 84V85H88ZM132 84V83H131ZM185 84V83H184ZM187 84V83H186ZM220 84V83H219ZM223 84V83H222ZM64 85V84H63ZM77 85V84H76ZM98 85V84H97ZM180 85V84H179ZM47 86V85H46ZM65 86V85H64ZM75 86V85H74ZM195 86V85H194ZM193 86V87H194ZM25 87V86H24ZM32 87V88H33ZM192 87V88H193ZM63 88V87H62ZM183 88H185L184 86H183ZM195 88V90H198L199 88H197L196 89V87H194ZM59 89V88H58ZM57 89V90H58ZM64 89H66V88H64ZM72 89V88H71ZM128 89V88H127ZM189 89V88H188ZM60 90H61V88H60ZM81 90V89H80ZM82 91V90H81ZM94 91V90H93ZM126 91H128V90H126ZM180 91V90H179ZM205 91V90H204ZM39 92V94H41L40 93V91H38ZM197 92H199V90L197 91ZM34 93V92H33ZM60 93H62V90H61V92ZM92 93V92H91ZM180 93H182V92H180ZM203 93V92H202ZM26 94V95H25ZM52 94H54V95H52ZM59 94V93H58ZM127 94H128V92H127ZM200 94V93H199ZM173 95V94H172ZM177 95V94H176ZM181 95V94H180ZM191 95H193V94H191ZM202 95V94H201ZM205 95V94H204ZM1 96V97H2ZM38 96V95H37ZM44 96V95H43ZM48 97V99H46L47 97ZM56 96V95H55ZM54 96V97H55ZM59 96V95H58ZM203 96V95H202ZM49 97H50V99H49ZM53 97V98H54ZM60 97V96H59ZM88 97V96H87ZM86 97V98H87ZM92 97V99H94L93 98V96H91ZM127 97V98H126ZM174 97V96H173ZM204 97V96H203ZM203 97H201V98H203ZM2 98H4V97H2ZM56 98V97H55ZM166 98V97H165ZM175 98V97H174ZM199 98V97H198ZM200 98V99H201ZM10 99V100H9ZM27 99V100H26ZM35 99H36V97H35ZM58 99V98H57ZM63 99V98H62ZM61 99V100H62ZM181 99V102H197L196 101V99L197 98H187L186 96L185 97H181L180 98ZM31 100H33V101H31ZM49 100V101H48ZM52 100H54V99H52ZM130 100V99H129ZM86 101V100H85ZM164 101V100H163ZM169 101H170V99H169ZM176 101V100H175ZM180 101V100H179ZM202 101V100H201ZM206 101V100H205ZM65 102V101H64ZM88 102V101H87ZM129 102V101H128ZM172 102V101H171ZM60 103V102H59ZM198 103V102H197ZM197 103H196V105H197ZM205 103V102H204ZM128 104V103H127ZM186 104V103H185ZM191 104V103H190ZM199 104H200V101H199ZM198 104V105H199ZM166 105V104H165ZM218 105V104H217ZM221 105V104H220ZM220 105H218V106H220ZM223 105V104H222ZM180 106V105H179ZM203 106H206V105H203ZM218 106H216V104H215V106L214 107H218ZM58 107V106H57ZM85 107V106H84ZM192 107H193V105H192ZM197 107H200V106H197ZM51 108V109H50ZM61 108V107H60ZM168 108V107H167ZM201 108L203 109V107L201 106ZM201 108H200V110H201ZM205 108V107H204ZM224 108H226V107H224ZM57 109V108H56ZM85 109H86V107H85ZM84 109V110H85ZM172 109V108H171ZM195 109V108H194ZM208 109V108H207ZM228 109V108H227ZM200 110H199V112H200ZM223 110V109H222ZM57 111V110H56ZM125 111H127V108H125ZM162 111V110H161ZM160 111V112H161ZM165 111V110H164ZM230 111V112H229ZM229 111H227V113L228 114H230L231 113V110H229ZM52 112V111H51ZM198 112V113H199ZM204 112V111H203ZM205 112H207L208 113V111L207 110H205ZM205 112L204 113H202V112H200V113H202L201 114V118H200V122L202 123V125H200L201 123L199 122V127H197V125H198V123L197 122H195V124H196V126H194V127H197V128H202V127H200V126H203V128H202V130L201 131H203V129H205V131H204V133L206 134V136H207V133L212 129V128H214L213 126H216V127H218V124L216 123L215 124V122L216 121H214L212 118H211V116L209 115V114H205ZM123 113V114H122ZM233 113V112H232ZM163 113H161L160 115H162ZM167 114V113H166ZM45 115V114H44ZM124 115H123V117H124ZM154 115H155V113H154ZM170 115V114H169ZM210 117H209V116ZM231 115V114H230ZM36 116H37V118H36ZM226 116V115H225ZM122 117V116H121ZM122 117V118H123ZM137 117V116H136ZM140 117V116H139ZM139 117H137V118H139ZM172 117V116H171ZM99 118V119H100ZM115 118V119H116ZM122 118L120 119L121 121H122ZM197 118V117H196ZM226 118H228V117H226ZM93 119H94V117H93ZM97 119H98V117H97ZM136 119V118H135ZM194 119V118H193ZM162 120H163V118H162ZM197 120V119H196ZM30 121H31V123H30ZM81 121V120H80ZM81 121V122H82ZM98 121V120H97ZM125 121H126V119H125ZM166 121V120H165ZM198 121V120H197ZM82 122V123H83ZM101 122V121H100ZM122 122H124V121H122ZM121 122V123H122ZM81 123V124H82ZM141 123V122H140ZM165 123V122H164ZM193 123V122H192ZM83 124H85L86 125V123H83ZM128 124V123H127ZM162 124V123H161ZM31 125V126H30ZM135 125V124H134ZM166 125V124H165ZM80 126V125H79ZM84 126V125H83ZM87 126V127H88ZM141 126V125H140ZM111 127H112V125H111ZM116 127H117V125H116ZM120 127V126H119ZM134 127V126H133ZM193 127V128H194ZM84 128V127H83ZM192 128V127H191ZM197 128H194V130L196 129V131H197ZM225 128V127H224ZM223 128V129H224ZM96 129V130H95ZM117 129V128H116ZM122 129V128H121ZM136 130V129H135ZM81 131H82V129H81ZM195 131V132H196ZM119 132V131H118ZM192 132H194V131H192ZM194 132V133H195ZM204 133H202V134H204ZM210 134V133H209ZM208 134V135H209ZM80 135V136H79ZM110 135V134H109ZM113 135V134H112ZM187 135V134H186ZM197 135V134H196ZM198 135H199V133H198ZM239 135V134H238ZM106 136V137H105ZM148 136V135H147ZM204 136V135H203ZM53 137V136H52ZM55 137H56V135H55ZM144 137V136H143ZM185 137H187V136H185ZM184 137V138H185ZM191 137V136H190ZM193 137V136H192ZM45 138V137H44ZM43 138V140L45 141V139ZM54 138V137H53ZM59 138H57L56 140L58 141V139ZM207 138H208V136H207ZM49 139V138H48ZM132 139V138H131ZM208 139H210V138H208ZM36 140H39V141H36ZM59 140V141H60ZM109 140V139H108ZM112 140V139H111ZM43 141V142H44ZM48 141H50V139L48 140ZM219 141H220V139H219ZM219 141H217L218 143H220ZM61 142V141H60ZM109 142V141H108ZM121 142V141H120ZM160 142V141H159ZM158 142V143H159ZM165 142V141H164ZM182 142V141H181ZM200 142V141H199ZM206 142H207V140H206ZM31 143V146L33 145ZM49 143V142H48ZM54 143H56V142H54ZM58 143V142H57ZM76 143H78L77 145H75L74 146V144H76ZM131 143V142H130ZM156 143V142H155ZM166 143V142H165ZM250 143V142H249ZM53 144V143H52ZM51 144V145H52ZM163 144V143H162ZM205 144V143H204ZM243 144V145H242ZM245 144V145H244ZM248 144V143H247ZM13 145V146H14ZM50 145V146H51ZM165 145V144H164ZM220 145H221V143H220ZM20 146H21V144H20ZM26 146V145H25ZM195 146V145H194ZM201 146V145H200ZM205 146V145H204ZM218 146V145H217ZM228 146H230V147H232V148H236V146H239V148L241 149V150H243V152L238 148L236 151H234L233 152V149H227L225 146H224V148L222 147V145H221V148L219 149V150H217L216 148V150H217V152H216V160L218 161V162H220V160L222 159V160H225L226 162H228V163H231L232 165L231 166H233L234 164H237V168H233L232 170H231V172H230V177H232V183H234V182H236V183H234V185H239L238 187H236L237 189H240L241 187H243L245 190V192L244 193H247V191H248V189H249V187H252L251 189L253 190V184H251V186H249L250 184V182H249V175H247V171H249V168L247 167V168H242L241 169V167H243V165H242V163L241 162H239V160H242L244 157H243V153H244V151L245 150H247V149H249V148H251V143L249 144V145H246V143H241V144H238V145H228ZM16 147H18V146H16ZM34 147V146H33ZM32 147V148H33ZM35 147H37V145H35ZM34 147V148H35ZM77 147V148H76ZM108 147V146H107ZM166 147V146H165ZM192 147H193V145H192ZM10 148V147H9ZM48 148V147H47ZM114 148V147H113ZM194 148V147H193ZM204 148V147H203ZM226 148V149H225ZM13 149V148H12ZM49 149V148H48ZM48 149H45L46 150V154H47V151H48ZM106 149V148H105ZM155 149H156V147H155ZM157 149H159V148H157ZM161 149V148H160ZM159 149V150H160ZM163 149V148H162ZM166 149V148H165ZM11 150V149H10ZM9 150V151H10ZM37 150V149H36ZM39 150V149H38ZM65 150V149H64ZM109 150V149H108ZM110 150H112V149H110ZM172 150V149H171ZM190 150V149H189ZM239 150V152H237ZM82 151V150H81ZM88 151V152H89ZM99 151V150H98ZM102 151V150H101ZM157 151V150H156ZM51 152V151H50ZM65 152V151H64ZM109 152V151H108ZM160 152V151H159ZM163 152V151H162ZM162 152H160V153H162ZM199 152V151H198ZM209 152V151H208ZM242 152V153H241ZM82 153H83V151H82ZM107 153V152H106ZM167 153V152H166ZM45 154V155H46ZM88 154V153H87ZM101 154H103V153H101ZM111 154V153H110ZM109 154V155H110ZM115 154V153H114ZM163 154V153H162ZM165 154V153H164ZM191 154V153H190ZM86 155V154H85ZM112 155V154H111ZM198 155V154H197ZM83 156V157H82ZM91 156H92V154H91ZM101 156V155H100ZM107 156V155H106ZM163 156V155H162ZM187 156V155H186ZM65 157V156H64ZM155 157V156H154ZM156 157H158V156H156ZM155 157V158H156ZM190 157V156H189ZM199 157V156H198ZM213 157V156H212ZM215 157V156H214ZM213 157V158H214ZM243 157V158H242ZM109 158V157H108ZM122 158V157H121ZM169 158V157H168ZM181 158V157H180ZM200 158V157H199ZM95 159V158H94ZM99 159V158H98ZM110 159V158H109ZM159 159V158H158ZM157 159V160H158ZM196 159V158H195ZM205 159V158H204ZM161 160V159H160ZM166 160V159H165ZM168 160V159H167ZM221 160V161H222ZM104 161V160H103ZM156 161V160H155ZM162 161H163V159H162ZM199 161H200V159H199ZM224 161V162H225ZM244 161V160H243ZM99 162V161H98ZM97 162V163H98ZM167 162V161H166ZM218 162H216V163H218ZM50 163H53V162H51L50 161ZM83 163V164H84ZM105 163V162H104ZM13 164V163H12ZM14 164H16V163H14ZM77 164H78V166H77ZM213 165H215V160H214V163H212ZM219 164V163H218ZM9 165V166H8ZM61 165V166H62ZM159 166H160V164H158ZM183 165V164H182ZM18 166V165H17ZM91 166V165H90ZM101 166V165H100ZM162 166H164L163 164H162ZM196 166V165H195ZM209 166H210V164H209ZM216 166H217V164H216ZM235 166V165H234ZM49 167H51V166H49ZM53 167V166H52ZM82 167H83V165H82ZM92 167V166H91ZM102 167V166H101ZM155 167H156V165H155ZM37 168V167H36ZM54 168V167H53ZM52 168V169H53ZM90 168V167H89ZM95 168V167H94ZM99 168V167H98ZM161 168H163V167H161ZM165 168V167H164ZM192 168H194V167H192ZM215 168V167H214ZM220 168V167H219ZM33 169V170H32ZM61 169V168H60ZM83 169V168H82ZM86 169V168H85ZM88 169V168H87ZM87 169H86V171H87ZM92 169V168H91ZM90 169V170H91ZM96 169V168H95ZM189 169V168H188ZM79 170V169H78ZM97 170V169H96ZM163 170V169H162ZM191 170V169H190ZM203 170V169H202ZM222 170V169H221ZM74 171V170H73ZM76 171V170H75ZM84 171L85 170H83V173H84ZM93 171V170H92ZM91 171V172H92ZM152 171V170H151ZM168 171V170H167ZM197 171V170H196ZM225 171V170H224ZM10 172V173H9ZM90 172V171H89ZM101 172V171H100ZM159 172H161L160 170H159ZM177 172H178V170H177ZM201 172V171H200ZM212 172V171H211ZM223 172V171H222ZM229 172V171H228ZM41 173V172H40ZM80 173V172H79ZM96 173V172H95ZM162 173H163V171H162ZM257 173V172H256ZM42 174V173H41ZM51 174V173H50ZM55 174V173H54ZM85 174V173H84ZM89 174V173H88ZM93 174V173H92ZM156 174V173H155ZM196 174H199V173H196ZM31 175V174H30ZM79 175L80 174H78V177H79ZM201 175V174H200ZM202 175H204V174H202ZM210 175V174H209ZM220 175V174H219ZM224 175V174H223ZM54 176H56V175H54ZM57 176H59V174L57 175ZM68 176V175H67ZM66 176V177H67ZM77 176V175H76ZM81 176V175H80ZM156 176V175H155ZM227 176V175H226ZM27 177H28V175H27ZM65 177V178H66ZM160 177V176H159ZM173 177V176H172ZM204 177V176H203ZM228 177V176H227ZM49 178H51V177H49ZM177 178V177H176ZM200 178H202V177H200ZM215 178V177H214ZM247 178V179H246ZM54 179H56V178H54ZM58 179V178H57ZM76 179V178H75ZM80 179H82L81 177L79 178V181H82V180H80ZM85 179V178H84ZM84 179H83V181H84ZM124 179V178H123ZM156 179V178H155ZM164 179V178H163ZM167 179V178H166ZM181 179V178H180ZM196 179V178H195ZM203 179V178H202ZM39 180V179H38ZM50 180V179H49ZM59 180V179H58ZM58 180H57V182H58ZM62 180H64V178H62ZM66 180V179H65ZM76 180H78V179H76ZM157 180V179H156ZM155 180V181H156ZM170 180V179H169ZM201 180V179H200ZM119 181V180H118ZM157 181H160V180H157ZM164 181V183H165V181L166 180H163ZM184 181V180H183ZM190 181V180H189ZM24 182V181H23ZM33 182V181H32ZM48 182V181H47ZM78 182V181H77ZM76 182V183H77ZM121 182V181H120ZM150 182V184H151V181H149ZM171 182V181H170ZM74 183V182H73ZM83 183V182H82ZM158 183V182H157ZM55 184V183H54ZM61 184V183H60ZM77 184H79V182L77 183ZM77 184H74V185H77ZM85 184V183H84ZM83 184V185H84ZM116 184V183H115ZM123 184V182L121 183V185ZM149 184V183H148ZM156 184V183H155ZM154 184V185H155ZM168 184H169V182H168ZM174 184V183H173ZM59 185V184H58ZM58 185H55V186H57L58 187ZM81 185V184H80ZM82 185V186H83ZM86 185V184H85ZM107 185V184H106ZM157 185L158 184H156V187H157ZM159 185H163V184H159ZM159 185H158V187H159ZM167 185V184H166ZM188 185V184H187ZM199 185V184H198ZM201 185V184H200ZM51 186H52V183H51ZM55 186H53L54 188H55ZM62 186V185H61ZM194 186V185H193ZM228 186V187H227ZM230 184H228V182H226V186L224 185V184H222V189L220 190L221 192H226L227 190H228V188H230ZM233 186V185H232ZM241 186V187H240ZM50 187V186H49ZM63 187V186H62ZM80 187V186H79ZM87 187V186H86ZM120 187H122V186H120ZM149 187V186H148ZM147 187V188H148ZM163 187V186H162ZM235 187V186H234ZM13 188H14V186H13ZM81 188V187H80ZM161 188V187H160ZM159 188V189H160ZM165 188H166V186H165ZM180 188V187H179ZM193 188V187H192ZM234 189L233 188V191H232V189H231V191H232V193H233V195L231 196V197H233L234 196V193H236V190L237 189ZM243 188H241L240 190H242ZM57 189V188H56ZM63 189V188H62ZM118 189V188H117ZM120 189V188H119ZM150 189V188H149ZM154 189V188H153ZM167 190V189H166ZM182 190V189H181ZM14 191H15V189H14ZM52 191V190H51ZM55 191V190H54ZM59 191V190H58ZM149 191V190H148ZM162 190H160V192H161ZM164 191V190H163ZM197 191V190H196ZM219 191V190H218ZM60 192V191H59ZM150 192V191H149ZM168 192V191H167ZM39 193V192H38ZM55 193V192H54ZM13 194L14 193H12L11 192V195H12V197H13ZM52 194V193H51ZM50 194V195H51ZM56 194H58V193H56ZM15 195V194H14ZM59 195V194H58ZM159 195V194H158ZM160 195H162L161 193H160ZM166 195H167V193H166ZM171 195V194H170ZM204 195V194H203ZM218 195V194H217ZM246 195V194H245ZM53 196H55V195H53ZM150 196V195H149ZM163 196V195H162ZM161 196V197H162ZM196 196V195H195ZM208 196V195H207ZM210 196V195H209ZM219 196V195H218ZM218 196H216V198L218 197ZM220 197V196H219ZM168 198V197H167ZM204 198V197H203ZM150 199V198H149ZM153 199V198H152ZM161 199V198H160ZM159 198H158V200H160ZM210 199V198H209ZM151 200V199H150ZM204 200V199H203ZM202 200V201H203ZM217 200V199H216ZM153 201V200H152ZM231 201L233 202V198H231ZM52 202V201H51ZM51 202H49V204L51 203ZM163 202V201H162ZM198 202V201H197ZM220 202V201H219ZM231 202V203H232ZM161 203V202H160ZM206 203V202H205ZM205 203H204V206H205ZM229 203V202H228ZM162 204V203H161ZM52 205V204H51ZM157 205V204H156ZM236 205V204H235ZM158 206H159V204H158ZM237 206V205H236ZM160 207V206H159ZM201 207V206H200ZM158 208V207H157ZM205 209V208H204ZM56 213H57V211H55ZM151 212V211H150ZM154 212V211H153ZM233 212V211H232ZM54 213V212H53ZM155 213H156V211H155ZM159 213H160V211H159ZM151 214V213H150ZM54 215V214H53ZM161 215V214H160ZM162 215H163V212H162ZM161 215V216H162ZM6 216V217H5ZM10 218H9V217ZM63 216V215H62ZM79 216V215H78ZM161 216H157L156 217V219L158 218V217H161ZM56 217V216H55ZM154 217H155V214H154ZM54 218V217H53ZM74 218V217H73ZM77 218V217H76ZM147 218V217H146ZM166 218V217H165ZM159 219H161V218H159ZM55 220V219H54ZM74 220V219H73ZM73 220L71 221V222H73ZM63 221V220H62ZM76 221H78V220H76ZM82 221V220H81ZM152 221H154V220H152ZM161 221H162V219H161ZM167 221V220H166ZM64 223V222H63ZM148 223V222H147ZM160 224V223H159ZM76 225V224H75ZM74 225V226H75ZM84 225V224H83ZM154 226H155V223L153 224ZM210 225V224H209ZM228 225V224H227ZM64 226V225H63ZM78 226H81V225H78ZM153 226V227H154ZM157 226H158V224H157ZM162 227L164 226V225H161ZM156 227V226H155ZM229 227V226H228ZM226 228V230L227 231H229V228ZM74 228H76V226L74 227ZM73 228V230L75 231V229ZM79 228H81V227H79ZM83 228V227H82ZM85 228V227H84ZM160 228V227H159ZM165 228V227H164ZM163 228V229H164ZM216 228V227H215ZM155 229V228H154ZM67 230V229H66ZM77 230V229H76ZM87 230V229H86ZM156 230V229H155ZM159 231H160V229H158ZM158 230H157V232H158ZM168 230V229H167ZM171 230V229H170ZM170 230H168V231H170ZM176 230V229H175ZM221 230V229H220ZM226 230L225 231H222L223 232V234H225L226 233ZM231 230H233V231H231ZM230 231V234L229 235H223L222 233H219L218 234V239L220 238V237H223V239H225L226 240V238L228 239V241L227 242H229L231 245H234L236 242V239H237V233H235V231H234V228L233 229H231ZM49 232V231H48ZM52 232V231H51ZM70 232V231H69ZM85 232V231H84ZM87 232V231H86ZM165 232H167V231H165ZM174 232V231H173ZM50 233V232H49ZM59 233V232H58ZM155 233H156V231H155ZM159 233V232H158ZM168 233H170L171 234V232H168ZM178 233H180V232H178ZM229 233V232H228ZM52 234V233H51ZM54 234V233H53ZM74 234V233H73ZM72 234V235H73ZM80 234V233H79ZM85 234V233H84ZM164 234H167V233H164ZM170 234L168 235V237L167 238H171V237H169L170 236ZM173 234V233H172ZM174 234H176V233H174ZM173 234V235H174ZM205 234V233H204ZM208 234V233H207ZM205 235V241H206V244L210 247H212L213 245H211L212 243V236L211 235ZM3 235V234H2ZM57 235H59V234H57ZM76 235V234H75ZM203 235V234H202ZM219 235H221L220 237H219ZM223 235V236H222ZM48 236H49V234H48ZM54 236V235H53ZM82 236H85V235H82ZM156 237H157V235H155ZM180 236V235H179ZM197 236V235H196ZM204 236V235H203ZM202 236V237H203ZM31 237V238H32ZM73 237V236H72ZM150 237V236H149ZM165 237H166V235H165ZM174 237V236H173ZM202 237H200V240H202L203 241V243H204V240H203V238ZM215 236H213V238H214ZM226 237V238H225ZM3 238V237H2ZM124 238V237H123ZM144 238V237H143ZM158 238V237H157ZM216 238V239H217ZM11 239V238H10ZM80 239V238H79ZM87 239V238H86ZM122 239V238H121ZM120 239V240H121ZM124 239H126V238H124ZM140 239H142V237L140 238ZM145 239V238H144ZM159 239V238H158ZM161 239V238H160ZM171 239H173V238H171ZM171 239L169 240V241H171ZM174 239H175V237H174ZM184 239V238H183ZM188 239H190V238H188ZM222 239V240H223ZM29 240V239H28ZM70 240V239H69ZM68 240V241H69ZM85 240V239H84ZM150 240H151V238H150ZM165 240H168V239H166L165 238ZM199 240V241H200ZM219 240H221V239H219ZM1 241V240H0ZM9 241V240H8ZM34 241V240H33ZM36 241V242H37ZM51 241H52V239H51ZM68 241L66 240V242H64V243H68ZM71 241V242H70ZM69 241V245H71L70 243H73V241H72V239ZM75 241V240H74ZM87 241V240H86ZM122 241H124L123 239H122ZM158 241V240H157ZM164 241V240H163ZM162 241V242H163ZM172 241H174V240H172ZM190 244H191V239H190V241L189 240H187ZM202 241H200V242H202ZM218 241V240H217ZM216 241V242H217ZM4 242V241H3ZM11 242V241H10ZM165 242V241H164ZM168 242V241H167ZM180 242V241H179ZM186 243V244H189V243ZM214 242V241H213ZM5 243V242H4ZM54 243V242H53ZM76 243V242H75ZM74 243V244H75ZM113 243H115V242H113ZM125 243V242H124ZM147 243H148V241H147ZM155 244H153V243H148V244H145V249L144 250H153L154 248V246H155V248H157V244L158 243H160V242H158L157 244H156V242H154ZM168 243H170V242H168ZM211 243V244H210ZM3 245V243H0V245ZM8 244V243H7ZM60 244V243H59ZM77 244H75L76 246L75 247H77ZM82 244H83V246L85 245L86 246V244H87V247H83L82 248ZM92 244V243H91ZM162 244V243H161ZM164 244V243H163ZM190 244H189V246H190ZM205 244V245H206ZM210 244V245H209ZM224 244H225V242H224ZM11 245V244H10ZM39 245V246H40ZM93 245V244H92ZM100 245V244H99ZM105 245V244H104ZM116 245V244H115ZM123 245V244H122ZM148 245V247L146 248V246ZM169 245V244H168ZM218 245V244H217ZM20 246V245H19ZM201 246V245H200ZM222 246H223V244H222ZM7 247H10L11 249H9V248H7ZM73 247H74V245H73ZM110 247H112L111 245H110ZM150 247V248H149ZM175 247V246H174ZM192 247V246H191ZM198 247V246H197ZM207 247V246H206ZM233 246H231V248H232ZM28 248V249H27ZM48 248V247H47ZM51 248V247H50ZM55 249H53L54 250V252L53 253H56V252H58L57 250L59 249H57L56 247H54ZM100 248H101V246H100ZM125 248V247H124ZM149 248V249H148ZM153 248V249H152ZM162 248V247H161ZM176 248V247H175ZM190 248V247H189ZM202 248V247H201ZM225 248V247H224ZM224 248H220V247H218V246H215V247H212V250L211 251H214V255L215 254H217L218 256L219 255H221V257H222V255L224 254L225 255V251H224ZM22 249H24V248H22ZM41 249V248H40ZM73 249V248H72ZM91 249L93 250V251H91ZM138 249V248H137ZM183 249V248H182ZM191 249V248H190ZM204 249V248H203ZM206 249H208V248H206ZM205 249V250H206ZM48 250V249H47ZM50 250H52V249H50ZM55 250H56V252H55ZM59 250H61V249H59ZM63 250V249H62ZM74 250H72V253H73V251ZM170 250V249H169ZM168 250V251H169ZM186 250H189V249H186ZM204 250V251H205ZM231 250H233V249H231ZM230 250V251H231ZM22 251V250H21ZM71 251V250H70ZM123 251V250H122ZM121 251V252H122ZM190 251V250H189ZM194 251V250H193ZM203 251V252H204ZM208 251V250H207ZM15 252V253H14ZM47 252V251H46ZM60 252H63V251H60ZM67 252V251H66ZM127 252V251H126ZM130 252V251H129ZM132 252V251H131ZM150 252V251H149ZM160 252V251H159ZM183 252V251H182ZM191 252V251H190ZM202 252V253H203ZM232 252V251H231ZM28 253V252H27ZM42 253H43V250H42ZM53 253H51L52 255H53ZM71 253V252H70ZM113 253V252H112ZM166 253V252H165ZM181 253V252H180ZM186 253V252H185ZM193 253V252H192ZM226 253H227V250H226ZM39 254V253H38ZM102 254V255H101ZM175 254V253H174ZM49 255V254H48ZM74 255V254H73ZM76 255V254H75ZM155 256H153V257H157L158 255H156V253L154 254ZM176 255V254H175ZM194 255V254H193ZM223 255V256H224ZM230 255V254H229ZM231 255H232V253H231ZM189 256V255H188ZM208 256V255H207ZM218 256L216 257V255H215V257L216 258H218ZM105 257H107L106 259H105ZM117 257V256H116ZM115 257V258H116ZM151 257V256H150ZM152 257V258H153ZM160 257V256H159ZM229 257V256H228ZM187 258V257H186ZM202 258V257H201ZM220 258V257H219ZM219 258L217 259V260H219ZM224 258H226V255H225V257H223V262L225 261L224 260ZM59 260L58 262H55L54 260ZM120 259V258H119ZM237 259V258H236ZM75 260H78V262L77 261H75ZM109 261V262H108ZM153 261V260H152ZM213 261V260H212ZM214 261H216L215 259H214ZM235 261V260H234ZM237 262L238 261H235V262H233V263H235V264H237ZM179 263V262H178ZM190 263V262H189ZM192 263V262H191ZM209 263V262H208ZM216 263H218V261H216ZM216 263H214V264H216ZM232 263V264H233ZM122 264V263H121ZM143 264H145V263H143ZM174 264V263H173ZM184 264V263H183ZM185 264H188L187 262L185 263ZM203 264V263H202ZM224 264V263H223Z\"/></svg>",
  "mask_w": 264,
  "mask_h": 264
},
{
  "label": "built area",
  "instance_id": "3",
  "mask_svg": "<svg viewBox=\"0 0 264 264\" xmlns=\"http://www.w3.org/2000/svg\"><path fill=\"white\" fill-rule=\"evenodd\" d=\"M144 21H145L146 26L151 27V22L147 16L144 17ZM263 251H264V249H263ZM263 255H264V252H263ZM261 264H264V259L262 260Z\"/></svg>",
  "mask_w": 264,
  "mask_h": 264
},
{
  "label": "crops",
  "instance_id": "4",
  "mask_svg": "<svg viewBox=\"0 0 264 264\" xmlns=\"http://www.w3.org/2000/svg\"><path fill=\"white\" fill-rule=\"evenodd\" d=\"M11 163H13V164H14V163H16V164H18V161H17V160H15V161H12Z\"/></svg>",
  "mask_w": 264,
  "mask_h": 264
}]
</instances>
